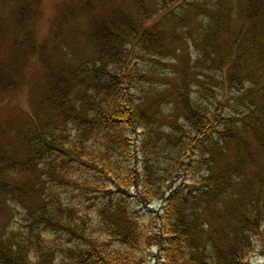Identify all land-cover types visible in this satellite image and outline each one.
<instances>
[{
	"label": "trees",
	"instance_id": "trees-1",
	"mask_svg": "<svg viewBox=\"0 0 264 264\" xmlns=\"http://www.w3.org/2000/svg\"><path fill=\"white\" fill-rule=\"evenodd\" d=\"M18 1L28 59L33 3ZM152 1L103 20L99 0H81L64 18L73 30L58 26L54 61L71 64L46 69V100L0 145V264H252L264 241V170L249 171L264 162V4ZM183 44L195 57L180 67Z\"/></svg>",
	"mask_w": 264,
	"mask_h": 264
},
{
	"label": "rangeland",
	"instance_id": "rangeland-1",
	"mask_svg": "<svg viewBox=\"0 0 264 264\" xmlns=\"http://www.w3.org/2000/svg\"><path fill=\"white\" fill-rule=\"evenodd\" d=\"M80 1L32 0L33 16L30 19L32 51L27 59L22 44V36L24 35L18 31L20 27H16L15 20L17 18L14 17L15 13H13L14 7L18 5L19 1L14 0V5L9 3L7 5L6 0H0V23L3 24L2 27L0 26V85L3 88L8 87L9 84L13 86L12 90H0V145L11 141L14 134L17 135L15 131L27 123L29 114L33 115L35 108L46 100L47 94H44L43 91L46 82V69L49 68L58 72L62 67L71 64L64 59L63 64L58 66V63L54 61L55 54L52 52V47L55 46V32L58 29L61 28L60 30L65 34L73 30L72 23L64 18L67 17L71 20L70 14ZM146 1L150 4L154 3L153 1ZM257 1L264 4V0ZM137 3L138 0H99V4L96 2L94 4L99 5L98 11L101 12L102 19L105 20L113 13L114 9L127 8L132 10ZM59 25L60 28H58ZM92 45L93 43L90 46ZM187 47V44L179 47L180 53L176 57L180 67L190 61V54L191 57H195L194 50L192 49L190 53ZM165 71L169 74V69ZM159 85H161L160 88L164 89V82L159 81ZM44 119L39 118L38 120L43 122ZM20 147L22 146L16 147V150H21ZM263 170V161L257 162V166L254 167L251 165L249 169L254 173ZM181 182L180 180L174 188L182 184ZM258 187L262 188L259 189ZM258 187L255 188V192L260 193L264 198V184ZM163 204L164 200L157 199L149 206L142 205V218L148 221L151 216L157 217L158 213L162 211ZM0 215V223L7 224L9 219L5 216V212L0 211ZM261 241L258 253L251 256L252 264H264V241ZM152 252L149 249L147 254ZM144 264L163 263L152 256H147Z\"/></svg>",
	"mask_w": 264,
	"mask_h": 264
}]
</instances>
